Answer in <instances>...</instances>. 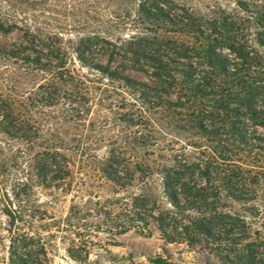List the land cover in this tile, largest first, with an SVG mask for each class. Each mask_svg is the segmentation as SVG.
<instances>
[{"label": "rangeland", "instance_id": "374dc122", "mask_svg": "<svg viewBox=\"0 0 264 264\" xmlns=\"http://www.w3.org/2000/svg\"><path fill=\"white\" fill-rule=\"evenodd\" d=\"M26 16L37 37L0 33V264H230L216 246L187 243L163 174L231 158L227 129L208 137L189 118L198 101L185 86L210 78L202 40H242L264 74V0H36ZM78 56H113L135 84ZM252 197L223 192L218 213L255 216L264 191Z\"/></svg>", "mask_w": 264, "mask_h": 264}, {"label": "trees", "instance_id": "16d2710c", "mask_svg": "<svg viewBox=\"0 0 264 264\" xmlns=\"http://www.w3.org/2000/svg\"><path fill=\"white\" fill-rule=\"evenodd\" d=\"M35 1L0 0V33L22 31L26 37H37L34 30L23 26ZM22 14L25 18H20ZM229 41L232 44L221 46L213 42L212 48L204 40L197 45V57L207 61L211 72L204 74L210 78L202 85L185 86V95L198 101L187 108V113L198 121L202 135L218 136L222 135L220 130L227 129L223 135L229 137L226 153L231 158L221 153L219 164H192L182 166L187 168L182 171L174 167L163 174V183L169 204L190 224L185 228L187 243L216 246L230 264H264V211L250 218L218 213L223 192L237 202L250 200L253 195L251 201L256 202L258 193L264 191V74L257 69L261 59L251 57L241 45L242 40ZM220 47L229 51L226 56L220 54ZM5 56L7 53L0 49V57ZM78 61L105 80L127 87L135 84L131 77L112 68L113 56L105 65L93 64L83 56H78ZM225 163L230 165L229 170L221 169ZM5 213L13 225L19 221L12 212ZM162 231L166 240L176 243L166 228Z\"/></svg>", "mask_w": 264, "mask_h": 264}]
</instances>
